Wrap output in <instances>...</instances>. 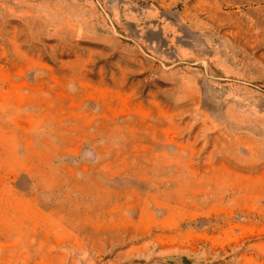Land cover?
<instances>
[{"label": "rangeland", "instance_id": "obj_1", "mask_svg": "<svg viewBox=\"0 0 264 264\" xmlns=\"http://www.w3.org/2000/svg\"><path fill=\"white\" fill-rule=\"evenodd\" d=\"M0 264H264V0H0Z\"/></svg>", "mask_w": 264, "mask_h": 264}]
</instances>
